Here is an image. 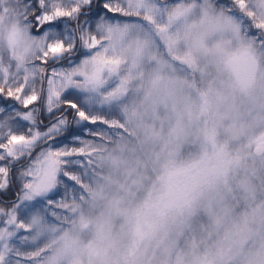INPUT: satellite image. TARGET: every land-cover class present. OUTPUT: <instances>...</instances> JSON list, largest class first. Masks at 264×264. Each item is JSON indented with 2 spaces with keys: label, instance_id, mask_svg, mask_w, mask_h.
<instances>
[{
  "label": "clouds",
  "instance_id": "obj_1",
  "mask_svg": "<svg viewBox=\"0 0 264 264\" xmlns=\"http://www.w3.org/2000/svg\"><path fill=\"white\" fill-rule=\"evenodd\" d=\"M173 25L167 39L204 70L207 83L197 89L162 69L144 74L127 114L135 139L119 142L101 160L105 174L77 220L52 240L46 264H264V202L248 199L239 212L233 204L237 190L258 191L244 175L248 161L209 135L213 128H238V136H251L264 124L257 119L264 117V74L241 81L234 59L247 46L220 14L188 12ZM105 33L109 54L143 64L147 42L118 25ZM33 36L19 0H0V52L23 70L37 62ZM193 139L198 151L182 154ZM253 163L264 169V154ZM200 215L208 221L203 236L182 247L181 236Z\"/></svg>",
  "mask_w": 264,
  "mask_h": 264
},
{
  "label": "rangeland",
  "instance_id": "obj_2",
  "mask_svg": "<svg viewBox=\"0 0 264 264\" xmlns=\"http://www.w3.org/2000/svg\"><path fill=\"white\" fill-rule=\"evenodd\" d=\"M119 4L123 11L117 15L116 19L110 20L108 23L111 26L127 27L133 37L147 42L148 55L142 65H133L120 56L109 54L106 46L102 47L104 45L103 38L106 35L105 29L96 33L97 39L100 40L99 56L107 62H98L95 68L87 72L90 87L81 93L69 90L66 95L91 99L93 103L90 111L103 118L111 127L106 129L105 135L95 139L89 133V129L94 126L76 123L74 110H72V115L69 113L71 109L63 113L68 119L67 130L56 138L54 146L59 148L67 145L78 148L83 146L81 141H90L91 147L88 149L87 159L85 160L82 156L71 158L80 160L82 163L71 166L70 171L74 172L78 179L73 182L72 186L67 187L66 192L67 177L60 175L54 189L33 195L30 200H21L18 205L19 211L14 213L17 217L15 227L7 223L1 224L0 254L5 255L6 259L10 256L20 261V264H46L52 240L77 220L81 207L89 199L90 189L105 174L101 167V160L119 142H131L135 139L132 128L127 122V114L129 106L138 98L140 82L145 73L162 69L177 78L194 82L197 89L207 83L204 70L194 66L187 55L176 51L167 39L168 34L174 31L173 20L176 17L183 16L188 12L194 16H200L209 10L220 14L230 22L238 37L247 46L243 54L234 59V70L241 81L243 82L249 75L264 74V40L258 39L261 30L254 26L264 14V3L261 0H247L246 9L237 7L235 0H119ZM247 12H252L255 15L249 16ZM68 23L73 26L71 21ZM42 32L43 29H36L33 34L39 35ZM82 52L83 50L78 45L77 50L72 54L80 55L78 58L69 61L66 65L55 67L75 66L83 58ZM5 69L9 77L20 78L24 74V70L19 66L14 56L3 51L0 52V71ZM0 105L6 108L9 105L20 107L16 102L3 98H0ZM37 107L41 112L47 114L42 102L38 103ZM165 115V113L160 115L162 128ZM257 119L262 120L264 117L257 114ZM42 123L49 124L47 121H42ZM26 127L27 125L25 129ZM209 135L218 136L221 141L228 143L230 149L234 148L233 152L252 160L251 164L257 165L253 163L254 158L250 157L254 147L258 143L264 142V124L258 123L251 136H238V128L232 131L213 128L209 131ZM47 147V143L39 144L34 149L35 154L28 157L23 170L33 163L35 157ZM198 148V143L193 139L181 146V152L188 155L198 151ZM5 163L7 161H0V165ZM255 168L258 172L254 166L248 165L244 175L253 178L258 191L251 196L244 189L234 192L233 204L237 212L248 207L246 202L248 199H251L254 205L264 202V191H259L260 188H264V169L259 168L258 165ZM54 191L61 193L56 197L57 201H62L59 206L51 204V196ZM33 205L35 206L33 207ZM1 220H4V217ZM20 223H23L29 231L21 230ZM207 223V217L204 215L194 218L191 229L181 236L180 245L183 247L185 243L197 242L203 236ZM22 238L27 240L26 244L21 245Z\"/></svg>",
  "mask_w": 264,
  "mask_h": 264
},
{
  "label": "snow or ice",
  "instance_id": "obj_3",
  "mask_svg": "<svg viewBox=\"0 0 264 264\" xmlns=\"http://www.w3.org/2000/svg\"><path fill=\"white\" fill-rule=\"evenodd\" d=\"M264 3V0H261ZM20 11L26 24L32 32L43 29L32 40L37 43L39 54L36 63L30 69L24 70L22 77H9L7 70L0 71V98L16 102L20 107L0 105V192L7 194L12 179V165L21 158L30 157L32 151L42 143L48 147L43 149L34 162L19 172L20 193L10 207H0V224L7 223L16 226L19 211L18 205L22 199L30 200L33 195L47 192L56 187L58 177H67L68 186L78 179L70 171L72 165H79L80 160L71 159L82 156L87 159L90 141H81L82 147L56 148L55 140L67 130L68 119L64 114L68 109L74 110L75 122L86 123L94 127L89 129L90 135L98 139L106 134L111 127L103 118L90 111L92 101L89 98L68 96L69 90L79 93L85 89L82 84L90 82L83 66L91 63L92 68L99 63L107 62L99 56L100 40L96 33L101 29L110 30V20L116 19L123 10L119 0H19ZM235 5L241 9L247 8V0H235ZM247 15L254 16L252 12ZM71 21L75 26H70ZM260 29L258 39L264 40V14L254 25ZM83 50V58L75 66L55 67L61 60L71 61V56L77 47ZM43 103L49 124L44 125L39 120L40 108ZM23 109V110H21ZM27 125L26 129L25 126ZM84 162V161H83ZM59 191L52 192L51 204L59 206L57 201ZM35 205H33L34 207ZM24 232L29 229L20 223ZM21 245L27 240L21 239ZM0 264H20V261L0 254Z\"/></svg>",
  "mask_w": 264,
  "mask_h": 264
},
{
  "label": "trees",
  "instance_id": "obj_4",
  "mask_svg": "<svg viewBox=\"0 0 264 264\" xmlns=\"http://www.w3.org/2000/svg\"><path fill=\"white\" fill-rule=\"evenodd\" d=\"M74 26L75 25L73 24V27ZM79 56L80 55H72L71 56V60H74V59L78 58ZM68 63H69V60H61L58 63H56L55 65H53V66L66 65ZM72 112L73 111L70 110V112H69L70 115H72ZM60 114H63V113H57V115H60ZM47 115L48 114H44L43 112L40 111L39 120L40 121L50 122L49 119L47 118ZM231 150H234V148L231 149ZM33 154H35V150L33 151L31 156H33ZM250 158H256V157L252 154V156ZM28 159H29L28 157L21 158L20 161L15 162L12 165V179H13V183L10 185L7 194H5L3 192H0V207H5V208L10 207L11 203L16 200L17 195L20 193V181L18 179L19 172L23 170V168L26 165ZM247 161L249 163L248 165L254 166V169H256L255 167H257V165L251 164L252 160L247 159ZM256 171H257V169H256ZM1 218H3V217H1Z\"/></svg>",
  "mask_w": 264,
  "mask_h": 264
},
{
  "label": "water",
  "instance_id": "obj_5",
  "mask_svg": "<svg viewBox=\"0 0 264 264\" xmlns=\"http://www.w3.org/2000/svg\"><path fill=\"white\" fill-rule=\"evenodd\" d=\"M253 154L256 156L264 154V142H260L254 147Z\"/></svg>",
  "mask_w": 264,
  "mask_h": 264
}]
</instances>
